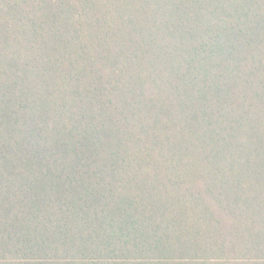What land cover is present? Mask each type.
I'll use <instances>...</instances> for the list:
<instances>
[{"label": "trees", "instance_id": "1", "mask_svg": "<svg viewBox=\"0 0 264 264\" xmlns=\"http://www.w3.org/2000/svg\"><path fill=\"white\" fill-rule=\"evenodd\" d=\"M0 264H264V0H0Z\"/></svg>", "mask_w": 264, "mask_h": 264}]
</instances>
